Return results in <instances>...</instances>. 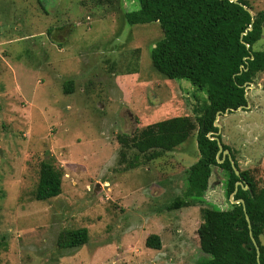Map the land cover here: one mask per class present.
Returning a JSON list of instances; mask_svg holds the SVG:
<instances>
[{
  "label": "rangeland",
  "instance_id": "1",
  "mask_svg": "<svg viewBox=\"0 0 264 264\" xmlns=\"http://www.w3.org/2000/svg\"><path fill=\"white\" fill-rule=\"evenodd\" d=\"M252 11L264 0H247ZM92 0H0V264H196L200 209L226 210L225 177L213 168L203 202L168 210L186 189L198 158L193 137L158 160L119 163V134L172 116L200 115L206 94L156 72L150 53L157 23L129 26L123 14ZM254 50H264V31ZM72 82V93L64 86ZM248 107L218 119L223 144L240 171L264 187V73ZM166 105V106H164ZM53 158L61 193L35 201L40 163ZM85 228L86 244L56 246L64 230ZM158 235L161 249L145 247ZM264 245V234L261 237Z\"/></svg>",
  "mask_w": 264,
  "mask_h": 264
},
{
  "label": "trees",
  "instance_id": "2",
  "mask_svg": "<svg viewBox=\"0 0 264 264\" xmlns=\"http://www.w3.org/2000/svg\"><path fill=\"white\" fill-rule=\"evenodd\" d=\"M98 5L113 7L118 0H92ZM137 11L125 12L127 25L157 23L163 37L152 48V68L168 80H186L206 94V105L199 116H172L149 123L134 134H119V163L126 162L125 151H132L128 167L134 168L163 157L193 137L198 158L186 171V189L167 207L176 210L190 207L192 202H203L213 168L225 177L224 193L233 201L226 210L216 207L200 209L201 222L196 230L200 251L206 259L196 264H264V187H259L248 170L240 171L229 147L222 143L214 126L215 117L245 110L248 106L245 88L254 84L264 73V50H254L264 31V10L252 11L247 0H133ZM246 7L247 10L243 8ZM250 12H249V11ZM251 27V30L248 28ZM72 82L64 86L72 93ZM248 92V91H247ZM166 106V105H164ZM211 134V135H210ZM215 135V136H214ZM228 150L233 166L238 170L244 190L235 184L239 181L227 156L217 162L218 142ZM222 159V153L218 160ZM62 172L55 167L53 158L40 163L38 182L33 191L35 201H48L61 193ZM248 218L249 225L246 220ZM252 239L258 246L259 255ZM85 228L64 230L57 238L61 250H75L86 244ZM145 247L160 250L158 235L150 234Z\"/></svg>",
  "mask_w": 264,
  "mask_h": 264
},
{
  "label": "water",
  "instance_id": "3",
  "mask_svg": "<svg viewBox=\"0 0 264 264\" xmlns=\"http://www.w3.org/2000/svg\"><path fill=\"white\" fill-rule=\"evenodd\" d=\"M229 1H230V2H236V0H229ZM243 8H244L245 10H247L245 6H243ZM248 11H249V10H248ZM249 12H250V11H249ZM250 13H251V12H250ZM248 30H251V27H249ZM251 87H253V84H250L247 88H245V95H246V96H247V91H248ZM247 107H248V106H246V108H247ZM246 108H245V109H246ZM238 110H240V109H238ZM238 110H237V111H238ZM227 112H228V111H226L225 113H223V115H226ZM218 119H219V114L215 117V120H214V123H213L214 126L218 129V131H217V133H216V136H218V135L220 134V125L218 124ZM210 135H211V134H210ZM214 136H215V135H214ZM214 140H217V142H218V152H217V155H216L217 162H218L219 164L222 163L223 160H224V157L227 156V157L229 158L231 164H232V167H233V170H234L236 176H238V177L240 178V175H239L238 170L233 166V162L231 161V157H230V153H229V151H228V150H224V151L222 150V145H221V143L219 142V140L217 139V137H214ZM220 153H222V159H221V160H218V156H219ZM243 184H244V183H243L242 179L240 178L239 181L235 184V190H234V193L237 191V187H238V186H240V187H242V189L246 190V189H247V186H243ZM230 201H231V204H238V203H241V204L243 205V201H242V200L233 201L232 195L230 196ZM246 220H247V222H248V226L250 227L248 218H246ZM252 241H253V243H254V246H255V248H256V252H257V256H258V255H259V249H258V246H257V244L255 243V241H254L253 239H252Z\"/></svg>",
  "mask_w": 264,
  "mask_h": 264
},
{
  "label": "crops",
  "instance_id": "4",
  "mask_svg": "<svg viewBox=\"0 0 264 264\" xmlns=\"http://www.w3.org/2000/svg\"><path fill=\"white\" fill-rule=\"evenodd\" d=\"M198 228V227H197ZM197 228H196V230H197Z\"/></svg>",
  "mask_w": 264,
  "mask_h": 264
}]
</instances>
